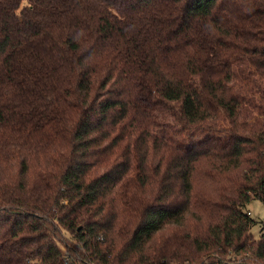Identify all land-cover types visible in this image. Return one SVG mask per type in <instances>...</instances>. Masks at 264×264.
Here are the masks:
<instances>
[{
  "label": "trees",
  "instance_id": "16d2710c",
  "mask_svg": "<svg viewBox=\"0 0 264 264\" xmlns=\"http://www.w3.org/2000/svg\"><path fill=\"white\" fill-rule=\"evenodd\" d=\"M252 198L264 0H0V264H264Z\"/></svg>",
  "mask_w": 264,
  "mask_h": 264
},
{
  "label": "rangeland",
  "instance_id": "374dc122",
  "mask_svg": "<svg viewBox=\"0 0 264 264\" xmlns=\"http://www.w3.org/2000/svg\"><path fill=\"white\" fill-rule=\"evenodd\" d=\"M194 135L196 138L201 137L197 131H195ZM245 209L250 212V216L254 220L250 231L254 238H258L260 230L264 227V203L257 198H252Z\"/></svg>",
  "mask_w": 264,
  "mask_h": 264
}]
</instances>
